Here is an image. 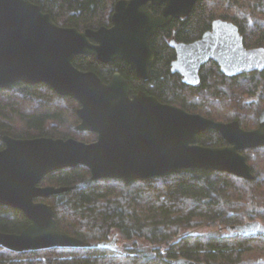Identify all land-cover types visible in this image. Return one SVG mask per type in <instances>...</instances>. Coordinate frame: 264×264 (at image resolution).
<instances>
[{"label":"trees","instance_id":"16d2710c","mask_svg":"<svg viewBox=\"0 0 264 264\" xmlns=\"http://www.w3.org/2000/svg\"><path fill=\"white\" fill-rule=\"evenodd\" d=\"M30 1L40 5L55 23L83 30L110 26L117 0ZM162 6H152L154 13ZM218 18L238 26L247 48L264 47V0H198L189 16L173 19L152 36L155 58L148 80L138 78L123 60L103 63L81 54L73 63L81 70L95 71L106 83L120 72L128 80L131 94L143 90L163 103L215 121L237 120L242 128L252 130L264 109V70L230 76L210 59L201 67L197 84L183 81L172 70L176 51L171 40L195 41ZM79 107L75 98L58 94L47 83L17 82L0 88V150L4 134L95 141V132L77 129ZM197 143L223 146L226 141L217 130L207 129L198 134ZM241 152L251 165V180L192 168L130 183L120 178L93 180L84 165L50 172L40 185L70 189L37 200L53 206L60 229L90 245L23 252L0 246V264H173L171 260L179 257L206 264H264L263 235L227 230L246 221L264 222V146ZM29 224L21 210L0 206V231L20 233ZM207 225H215L217 230L180 234L183 229ZM114 234L126 241L123 247L102 245Z\"/></svg>","mask_w":264,"mask_h":264},{"label":"water","instance_id":"95a60500","mask_svg":"<svg viewBox=\"0 0 264 264\" xmlns=\"http://www.w3.org/2000/svg\"><path fill=\"white\" fill-rule=\"evenodd\" d=\"M197 1L117 0L110 26L80 30L55 23L30 0H0V88L17 82L47 83L58 94L80 103L77 129L97 134L90 143L72 137L3 135L0 206L21 210L30 224L20 233L0 231L1 247L23 252L90 245L60 229L53 206L37 200L70 189L40 185L47 174L59 169L84 165L93 180L120 178L127 183L185 168L254 178L241 150L264 146V109L257 128L246 130L237 120L215 121L163 103L143 90L131 94V86L120 72L106 83L95 71L81 70L73 63L81 54L95 56L103 63L123 60L138 78L148 80L155 58L152 36L173 19L189 16ZM161 5L155 14L152 6ZM170 43L176 51L172 70L190 84L199 82V71L210 59L230 76L264 70V47L247 48L238 26L227 19H215L195 41L172 39ZM207 129L217 130L227 144H198V134ZM227 230L264 236V222L246 221ZM118 241L119 235L114 234L102 245L117 247ZM171 262L206 264L185 257Z\"/></svg>","mask_w":264,"mask_h":264},{"label":"rangeland","instance_id":"374dc122","mask_svg":"<svg viewBox=\"0 0 264 264\" xmlns=\"http://www.w3.org/2000/svg\"><path fill=\"white\" fill-rule=\"evenodd\" d=\"M217 227L215 225H207V226H200V227H195V228H188V229H183L180 234H202V233H208L212 231H216ZM223 232L227 233V230H224ZM113 234V233H112ZM112 238V236H111ZM126 243L124 239H119L118 241V246L119 248L123 247V245Z\"/></svg>","mask_w":264,"mask_h":264},{"label":"flooded vegetation","instance_id":"af4514ba","mask_svg":"<svg viewBox=\"0 0 264 264\" xmlns=\"http://www.w3.org/2000/svg\"><path fill=\"white\" fill-rule=\"evenodd\" d=\"M226 144H227V142H226ZM226 144H225V145H226ZM221 230H222V229H221Z\"/></svg>","mask_w":264,"mask_h":264}]
</instances>
